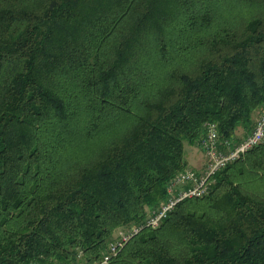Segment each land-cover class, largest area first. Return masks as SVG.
<instances>
[{"label": "trees", "instance_id": "1", "mask_svg": "<svg viewBox=\"0 0 264 264\" xmlns=\"http://www.w3.org/2000/svg\"><path fill=\"white\" fill-rule=\"evenodd\" d=\"M263 110L264 0H0V264H100ZM212 181L105 264H264V141Z\"/></svg>", "mask_w": 264, "mask_h": 264}, {"label": "built area", "instance_id": "2", "mask_svg": "<svg viewBox=\"0 0 264 264\" xmlns=\"http://www.w3.org/2000/svg\"><path fill=\"white\" fill-rule=\"evenodd\" d=\"M263 141L264 110L255 121L251 132L239 141L222 140L217 124L205 123L199 142L205 158L204 169L196 172L186 168L172 178L166 186V198L161 206L150 212L142 224L118 230L115 239L108 244L100 264L107 263L142 228H157L181 201L206 195L213 182L212 178L217 172Z\"/></svg>", "mask_w": 264, "mask_h": 264}, {"label": "rangeland", "instance_id": "3", "mask_svg": "<svg viewBox=\"0 0 264 264\" xmlns=\"http://www.w3.org/2000/svg\"><path fill=\"white\" fill-rule=\"evenodd\" d=\"M253 118L256 117L255 113L253 114ZM255 119V118H254ZM246 134L244 133V131L239 127L236 130V134H235V138L237 141L241 140ZM184 158L187 162V165L189 167V169L194 170V171H198L201 168V153L203 155V151H200V148L195 145V144H184ZM131 226V225H130ZM120 230V229H118ZM117 230V231H118ZM117 231L115 232L114 236L112 237V241L115 239V235L117 233ZM78 264H83L81 261H79Z\"/></svg>", "mask_w": 264, "mask_h": 264}, {"label": "crops", "instance_id": "4", "mask_svg": "<svg viewBox=\"0 0 264 264\" xmlns=\"http://www.w3.org/2000/svg\"><path fill=\"white\" fill-rule=\"evenodd\" d=\"M260 114L261 113H258V114L256 113V117H254L255 118L254 121L257 120V118L260 116ZM200 151H201V149H200ZM201 157H202V160H201V168L198 170L199 172L202 171L204 169V166H205V158H204V155H202V153H201ZM187 168H189L188 165H187ZM198 171H196V172H198Z\"/></svg>", "mask_w": 264, "mask_h": 264}]
</instances>
